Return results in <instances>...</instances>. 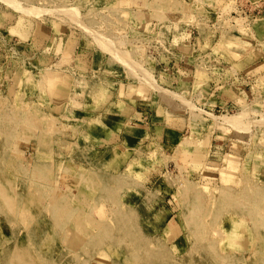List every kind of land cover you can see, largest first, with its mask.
Returning a JSON list of instances; mask_svg holds the SVG:
<instances>
[{
    "label": "rangeland",
    "instance_id": "374dc122",
    "mask_svg": "<svg viewBox=\"0 0 264 264\" xmlns=\"http://www.w3.org/2000/svg\"><path fill=\"white\" fill-rule=\"evenodd\" d=\"M263 23L264 0H0V264H264ZM140 104L179 148L132 141Z\"/></svg>",
    "mask_w": 264,
    "mask_h": 264
},
{
    "label": "crops",
    "instance_id": "0c3cea01",
    "mask_svg": "<svg viewBox=\"0 0 264 264\" xmlns=\"http://www.w3.org/2000/svg\"><path fill=\"white\" fill-rule=\"evenodd\" d=\"M257 24L259 26V23H257ZM262 25H263V29H262V31L259 32V34H262V36L264 38V23ZM186 64H188V63H186ZM184 69H187V68H184ZM184 69L180 68L181 76L178 75V78L174 77L173 80L175 81L176 85H183L182 87L186 88L185 85L187 84V82H189L188 80H189L190 75L188 73L187 74L182 73V70L186 71ZM230 90H232V92H229V89L224 90L221 94V97L217 96L211 102H213L215 100L219 101L221 99V102L219 101L216 104L226 105L227 103L230 102V101H228L230 99H232V101H234V99L238 100V101L239 100L243 101V100L250 98V93L237 92L236 90L234 91L233 88H230ZM151 99L153 100V97H151L150 100ZM211 105H215V103H213ZM155 112L156 111H153V109L150 105L146 106L145 104H140L138 107L134 108V110L132 111V114L129 116V118L127 120V124H126V129L131 133V136L133 138L132 141L134 143L139 142L142 148L145 147V145L147 143L153 144V143H151L153 141H155L157 143L156 145L161 146L162 148H164V147L170 148L172 146H175V148L178 146V148H179L183 144L180 140L184 139L183 133L186 132L185 125H181L182 122L179 120H168L169 122L167 124L164 121V123H163L164 127H163L162 131H160L161 125H162L161 119H160V114L155 113ZM157 112H158V109H157ZM158 129H159V132L157 131ZM192 131L193 130H191L190 132H192ZM204 140H205V142L201 141L202 142L201 148L199 147L200 146L199 139H198V141L192 142L191 145L188 147L189 148L193 147L194 149H196L197 150L196 153L204 154V159L206 161V159H208L210 156V150L209 149L211 147V143L208 145L207 140L206 139H204ZM178 141H180V143L175 145V143H177ZM194 149H191L190 153L193 154L195 152ZM204 159H203V161H204ZM231 160H229V162ZM191 163L195 165L196 162L191 160Z\"/></svg>",
    "mask_w": 264,
    "mask_h": 264
},
{
    "label": "bare ground",
    "instance_id": "6f19581e",
    "mask_svg": "<svg viewBox=\"0 0 264 264\" xmlns=\"http://www.w3.org/2000/svg\"><path fill=\"white\" fill-rule=\"evenodd\" d=\"M235 243H236V245L237 246H239V247H244L245 245L244 244H242V239H238L237 241H235ZM233 248H235V247H233ZM238 248V247H237ZM243 249V248H242Z\"/></svg>",
    "mask_w": 264,
    "mask_h": 264
}]
</instances>
